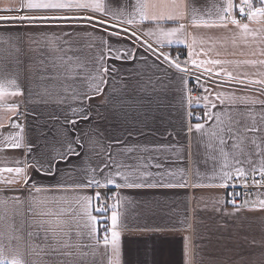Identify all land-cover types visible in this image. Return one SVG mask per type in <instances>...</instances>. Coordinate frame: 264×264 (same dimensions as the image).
Listing matches in <instances>:
<instances>
[{
  "label": "crops",
  "instance_id": "crops-1",
  "mask_svg": "<svg viewBox=\"0 0 264 264\" xmlns=\"http://www.w3.org/2000/svg\"><path fill=\"white\" fill-rule=\"evenodd\" d=\"M19 2L0 0V16L48 14L2 10L9 5L18 7ZM102 2L111 12L119 13L126 4L139 2L151 5L156 0ZM220 2L197 0L198 15L205 20L215 19L217 9L214 5ZM235 2L239 3V0ZM183 3H189V0H183ZM147 11L151 14L153 9L149 7ZM126 12H133V9L129 7ZM134 15L137 24L120 26L129 27L142 41L158 51L168 53V48L179 47L188 54L187 44L194 42L193 47L200 54L194 58L226 61L214 67V71L222 67L233 76L249 79H260L264 73V65L244 63L264 60V55H261L264 50V26L260 23L243 21L249 23L250 29L257 30L253 34L232 25L227 29L196 27L192 25L190 16L186 15L176 24H161L165 28L185 25L182 36L186 44L159 46L156 43L157 34H145L147 29L156 28L155 22H140L138 8ZM98 18L107 19L110 24L119 23L111 16L101 14ZM100 27L96 25L97 29ZM65 32H72L74 36L64 37ZM57 37L60 41L70 39L73 43L70 46L62 45ZM102 37L106 38L105 33L93 31L91 27H18L13 26V22L0 21V82H4V95L0 96V168L27 166L31 177L28 188L22 194H2L19 196L24 201L15 205L10 200L6 206L0 207V246L3 247V255L9 260L16 257L28 264H109L110 259L113 264H264V210L251 206L252 201L264 197L246 198L249 204L237 209L228 205L227 188L211 186L221 183L219 176L223 172L236 175L234 156L240 151H253L249 143L253 134H244L242 141H235L239 146L235 152L226 148L224 152L227 155H224L217 146L219 140L211 137L214 120H200L199 123L205 124L203 132H189V127L197 122L190 123L188 120V83H182L179 77L185 75L187 80L191 76L194 82L197 76L201 81L205 77L200 69L190 64L187 74L168 69L161 60L143 49L137 53L134 61L115 63L117 72L105 86L103 94L90 101L84 100L85 93L92 95L90 86L95 84L96 77L92 60L98 55ZM111 42L115 43V38ZM129 44L121 46L127 47ZM61 47L66 55L56 50ZM69 47L71 50H68ZM68 57L72 59L68 60ZM53 63L57 71L51 69ZM215 79L226 84L216 89L218 91L226 94L234 92L237 97L248 95L264 99V95L249 91L244 85L227 81L224 75ZM11 80H15L22 95H11L16 91V86L6 83ZM205 86L216 88L212 83ZM248 87L255 89L259 85ZM204 95L207 93L204 92ZM89 103L91 108L85 111ZM203 105L204 101L201 100L197 107L204 111ZM238 107L243 109L245 106ZM248 107L252 111L246 115L245 122L249 125L255 122L259 126L261 106ZM73 109L90 117L87 121L81 119L75 126L76 134L84 140V147L78 149L82 154L67 163H60L48 173H34L33 157L42 160L53 154V149L60 150L56 131L65 130V116L69 120L77 118ZM222 119L226 120L225 117ZM16 124L20 127H15ZM68 131H72L71 126H68ZM262 136L264 131L256 133L258 143ZM8 137L13 140L20 138L25 146L18 150L5 149L4 144L11 142ZM28 144L33 148L31 154L26 147ZM109 155L113 170L120 165V171L131 174L130 181L146 185L118 189V230L121 233L118 255L112 254L110 246L106 250L103 244H96L94 238L87 236V229L76 228L75 225H72V232L60 241L70 246L59 247L52 239L51 231L46 239L45 228H58L57 220L67 221L73 215L70 209L77 195H92L107 189H76L75 184L91 176L96 166L106 161ZM249 159L254 160L259 169L260 157L253 155ZM17 160L21 163L17 164ZM242 166L248 168L247 164ZM13 176L8 172L0 173V181ZM181 176L186 180L187 187L160 186L161 183H174ZM96 179L104 183L100 175ZM33 183L40 189L38 193ZM29 192L37 200L45 201L33 205L37 213L44 215L36 216L27 211L31 200ZM14 212L18 214L13 216ZM37 220L52 223H45L41 227ZM63 226L67 229V225ZM80 231H83V235L77 236L76 233ZM97 235L102 240L103 226ZM10 236L19 239H12L10 244ZM53 248L57 253L55 256L48 254ZM67 253L71 255H65Z\"/></svg>",
  "mask_w": 264,
  "mask_h": 264
},
{
  "label": "snow or ice",
  "instance_id": "snow-or-ice-1",
  "mask_svg": "<svg viewBox=\"0 0 264 264\" xmlns=\"http://www.w3.org/2000/svg\"><path fill=\"white\" fill-rule=\"evenodd\" d=\"M197 0H189V3H183V0H156L155 3L149 5L147 3H137L126 4L124 9L119 13L111 12L107 5L102 2V0H20L19 6L9 5L3 8V11H15L19 13L25 12H35V13H48L42 15H17V16H0V21L13 22V26L18 27H58V28H78V27H91L93 31H102L105 33V37L100 40V47L98 50V55L93 58L92 64L96 73L95 84L90 86L92 95L84 94L83 99L90 101L95 96L103 94L105 91V86L109 83L110 79L114 78L117 69L114 67L116 62H128L134 61L137 53L143 49L144 52L152 53L156 56L157 60H161L163 64L167 65L168 69H174L177 73L187 74L189 73V68L187 66L182 67L180 61V54L178 53L175 57L171 56L170 53H165L154 49L151 44L146 41H142L138 36H136L135 31H130L129 27H121V24H126L129 26L137 24L134 12L139 9V21H151L155 22L156 28H149L146 30V35H156V43L159 46L165 44H186V40L183 38L182 34L185 31V25L179 24L178 27L165 28L162 27V22H171L173 24L178 23L179 20L184 19L185 16H190L191 23L193 26L199 27L204 26L208 28L212 27H223L228 28L229 25L235 26L236 29H241L244 32L255 31L249 28V23L243 22L245 19L249 22L255 21L264 26V0H239L236 3L235 0H221V2L214 7L217 9L215 19H203L198 15V9L196 7ZM259 5V6H257ZM131 7L133 12H126V9ZM151 7L153 11L151 14L147 9ZM91 12V15L84 13ZM111 16L113 20H119V23L110 24L107 19L100 20L99 15ZM123 16V19L120 17ZM239 17V18H237ZM84 21L86 23L80 24L78 22ZM19 22V24H16ZM96 25L101 26L99 29ZM109 29H112L109 31ZM64 37H73L74 33L65 32ZM115 38V43H112V39ZM132 38H135L134 40ZM62 45H71L73 43L70 39H65L60 41V38H56ZM130 42V44H129ZM122 44H129L127 47H122ZM194 44V42H193ZM193 44H187L188 54L187 59L183 62L185 65H191L196 69L201 70V75L205 77L204 81H201L200 76L196 77L195 85L196 89H202L207 95L193 97L190 93L194 89H186L189 93L187 96L189 107L192 106L193 102L199 106L201 100L204 101V111L201 114L189 112V117H195L196 120L204 121H215L212 126L211 137L217 138L219 144L217 145L220 152L224 155L227 153L224 150L227 148L230 151H234L239 147L235 141L243 140L244 134L252 133V138L249 143L253 147L252 152L245 153L243 151L238 152L235 156V173L233 176L230 172H223L220 174L219 179L221 183L219 187H227L229 181L233 179H243L245 184L242 187L247 188L248 172L252 173L253 185L256 188H264V136L259 137V143L257 141L256 133L264 131V99H258L250 97L248 95L237 97L235 93L226 94L224 91H218L221 87L226 86L225 81L216 80L215 77L224 75L227 81H234L236 85H244L249 91H256L261 95H264V73L261 74L260 79H249L241 76H233L231 73L227 72L224 68H220L218 71H214V67L223 65L226 61H221L219 59L210 60H200L194 57H198L200 54L197 53L193 47ZM134 45V46H133ZM66 55V51L63 47L56 49ZM68 50H71L69 47ZM261 55H264V50L261 51ZM72 57H68L71 60ZM111 61V64L109 63ZM246 64H260L264 65V60L260 61H244ZM53 71H57L55 63L50 65ZM179 80L182 83H188L191 81V76L186 80L185 75H181ZM9 85L16 86L15 80L7 81ZM206 83H212L216 85V88H211L205 86ZM259 85L255 89H251L248 86ZM4 82H0V96L4 95ZM12 96L22 95L18 86H16V91L11 93ZM260 105L261 119L260 125L257 126L255 122L249 125L245 122L246 115L252 111L248 105ZM239 105H244L243 109L239 108ZM91 108V104H87L85 111ZM73 114L76 115V119L69 120L65 116L64 131L57 129L56 136L59 138L57 143L60 145V150L56 151L53 149V154L44 157L42 160H36L33 157L34 164L32 165L34 173H48L53 167H58L60 163H67L73 157L79 158L82 154L78 149L84 147V140L82 136L76 134L75 126L80 122V120L87 121L90 119L88 115L79 113L76 109H73ZM18 114V113H17ZM225 117V119H222ZM68 126H71L72 131H68ZM15 127H20L16 124ZM205 128L204 123H194L189 127V132L193 130L197 132H203ZM10 143H5V149H21L25 145L22 144L20 138L12 139ZM211 146V144H209ZM28 153L31 154L33 148L31 144L26 145ZM258 155L261 159V165L257 169L255 161L249 159L250 156ZM243 157V158H240ZM21 161L17 160V164ZM248 165L246 169L242 165ZM120 165L115 166L113 170V164L111 163V155H109L106 161H101L100 164L96 166L93 174L89 176L86 180H81L75 184L76 189H101L113 186L117 189L120 188H139L146 186L143 183H136L135 180L130 181V173H125L120 171ZM156 167H160L157 165ZM8 172L14 174L11 179H4L0 181L3 186L0 187V207L6 206L9 201H13L15 205H20L24 201L19 196L9 197L7 195H2L7 192H20L23 193L24 189L28 188L31 182V177L28 175L27 166L26 167H6L0 168V173ZM257 172L259 174V179H257ZM100 175L103 178L104 183L101 180L96 179V176ZM143 175V174H142ZM171 175V174H170ZM120 180L118 183L117 180ZM21 181L23 183L21 184ZM16 185H20L19 188ZM33 188L38 193L39 188H36L33 183ZM156 186V185H147ZM160 186L163 187H187L188 184L183 176L174 183H161ZM200 185H193L197 187ZM31 200L28 202L27 211L32 212L36 216L44 215L43 213H37L33 205L45 203V201H39L35 196L29 192ZM113 196L117 197V201L114 204H109L108 200L111 199L106 193L101 191H96L92 195H77L72 202L73 215L67 221L57 220L56 224L58 228H45V238L47 239V233L52 232V239L56 241L59 247L70 246L66 242L60 243V241L67 237L72 232V225L76 228L87 229V236L89 238H94L96 244H103L107 250L110 246L113 255H118L119 253V241H120V212L118 208L120 207L119 194L113 193ZM93 200L96 201V206L93 207ZM227 202V201H225ZM249 204L248 200H245L242 205H236L233 201L234 208L245 207ZM253 209L259 208L264 210V199L256 200L251 202ZM111 213L110 216L108 213ZM95 213V214H93ZM18 213H13V216ZM110 222V223H109ZM45 223L51 225V221L37 220V224L43 227ZM63 225H67V229ZM103 226V238L102 240L98 237V232L100 227ZM31 235V234H29ZM77 236L83 235V231L77 232ZM12 239H19V237H9V243L11 244ZM50 255L55 256L56 250L52 249ZM65 255H71L67 253ZM0 264H28L27 261H23L19 258L13 257L9 260L3 255V247L0 246ZM109 264H113L111 259Z\"/></svg>",
  "mask_w": 264,
  "mask_h": 264
},
{
  "label": "built area",
  "instance_id": "built-area-1",
  "mask_svg": "<svg viewBox=\"0 0 264 264\" xmlns=\"http://www.w3.org/2000/svg\"><path fill=\"white\" fill-rule=\"evenodd\" d=\"M237 18H239V17H237ZM244 21H246V19ZM178 53L180 54L181 63L184 65V67L185 66L188 67V65H185L183 63L187 59V51L183 48L182 49L176 48L170 54H171V56L175 57ZM189 88L194 89L190 93V95L193 97L204 95V92L202 89H196L195 82L192 80L190 82H188L187 89H189ZM188 95H189V93L187 92V96ZM189 112L198 113V114L202 115L203 109L201 107H197L193 102L191 107H189V104H188V113ZM188 120L190 121V123L200 121V120H196L195 117H189V116H188ZM257 179H259L258 172H257ZM244 184H245V181L243 179H233V180L229 181V184L226 188H227V195H228V205L230 207H233V201L235 202L236 205H242L243 201L246 198L264 197V188H256V187L252 186L253 181H252V173L251 172H248V180H247L248 187L247 188L242 187V185H244ZM102 193H106L109 197H111V199L108 200L109 204L116 203L117 197L113 196V193L119 194V191L117 188L110 187V188L103 190ZM95 206H96V201H95Z\"/></svg>",
  "mask_w": 264,
  "mask_h": 264
},
{
  "label": "trees",
  "instance_id": "trees-1",
  "mask_svg": "<svg viewBox=\"0 0 264 264\" xmlns=\"http://www.w3.org/2000/svg\"><path fill=\"white\" fill-rule=\"evenodd\" d=\"M174 49H176V48H174V47L168 48V53H171ZM177 49H182V48L177 47ZM182 67H183V65H182Z\"/></svg>",
  "mask_w": 264,
  "mask_h": 264
}]
</instances>
